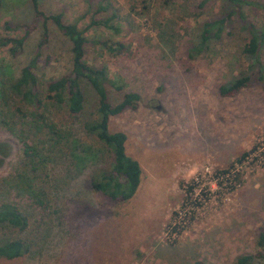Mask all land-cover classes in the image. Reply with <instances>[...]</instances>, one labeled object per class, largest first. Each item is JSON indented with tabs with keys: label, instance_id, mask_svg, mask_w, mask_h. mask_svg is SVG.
<instances>
[{
	"label": "rangeland",
	"instance_id": "rangeland-1",
	"mask_svg": "<svg viewBox=\"0 0 264 264\" xmlns=\"http://www.w3.org/2000/svg\"><path fill=\"white\" fill-rule=\"evenodd\" d=\"M97 1L37 0V5L45 15L61 14L66 23L83 29L92 17L87 3ZM246 1L251 6L244 19L258 30L264 24V0ZM101 3L108 7L103 18L117 15L109 22L117 34L103 27L88 29L91 42L84 59L104 66L121 87L120 92L106 88L112 104L123 93L139 97L136 110L109 119L108 130L125 134V153L138 163L140 183L128 202L117 203L88 187L95 167L78 174L70 159L58 158L33 171L20 145L16 150L5 141L0 203L14 204L27 216V228L14 236L26 241L29 250L0 264H232L242 254L264 264L257 257L264 249L255 245L264 227V95L253 75L257 66L240 52L246 30L231 15L220 35L199 47L203 23L218 19L223 0H174L168 6L159 0ZM22 24L32 30L20 53L11 57L0 47V66L7 72L2 79L17 78L36 53L34 72L41 83L66 74V39L50 23L42 37L41 20L33 22L29 0H1L0 38L21 37L23 31L14 26ZM105 41L122 44L124 52L109 55L99 44ZM258 57L264 67V49ZM242 72L251 75L249 86L220 96L218 88ZM95 101L87 87L80 119H89ZM60 114L50 110L52 118ZM74 133L91 144L78 127ZM9 137L0 128V140ZM243 153L244 160L234 163ZM105 166L103 160L97 165ZM225 170L226 175L217 174Z\"/></svg>",
	"mask_w": 264,
	"mask_h": 264
},
{
	"label": "trees",
	"instance_id": "trees-1",
	"mask_svg": "<svg viewBox=\"0 0 264 264\" xmlns=\"http://www.w3.org/2000/svg\"><path fill=\"white\" fill-rule=\"evenodd\" d=\"M101 1L105 3V0L87 3L92 17L87 26L78 29L74 23H66L61 14L45 15L38 9L37 0H29L33 22L41 20L42 37H46L47 23H50L66 39L69 46L70 68L66 74L41 83L34 72L38 53L20 69L15 79L12 77L2 79L7 72L0 66V128L10 135L8 139L0 140V156L7 153L8 143L5 141H9L16 150L17 145H20L21 156L26 159L27 165L29 164L33 171L38 165L47 167L49 164H55L58 158L70 159L78 174L91 165L95 168L87 178L90 190L111 201L126 203L140 183L141 169L138 163L125 153V134L120 131L110 132L108 124L111 117L126 110H136L139 97L136 93H123L120 100L112 104L108 100L106 88L110 86L120 92L121 87L116 86L108 78L104 66L89 65L84 59L85 45L91 42L85 36L88 29L103 27L112 29L117 34V29L109 25V22L117 19V15L112 12L103 18L108 12V7ZM159 1L168 6L174 0ZM223 2L227 8L224 5L218 19L203 23L198 46H204L211 35L218 37L230 16L236 17L241 23L242 30H246L247 33L240 49L241 55L251 62L250 66H257L253 75H256L255 80L260 83L264 95V67L258 60L259 51L264 49V24L256 30L244 19L245 11L251 6L249 1L223 0ZM203 4L201 1L198 7H202ZM4 29L10 30L6 23ZM14 29L22 30V36L0 38V47H6L11 57H16L20 53L26 36L32 30L25 24L16 25ZM99 44L111 56L124 52V46L120 43L112 44L105 41ZM41 45L42 42H39L36 47L39 48ZM251 79V75L242 72L230 82L221 85L218 93L222 97L233 96L247 88ZM87 87L94 93L96 101L89 119L82 120L80 118L84 112ZM52 108L61 111L60 116L52 118L50 115ZM77 127L88 137L91 144H85L76 138L74 130ZM246 156L247 153L241 154L234 163L240 164ZM102 160L106 165L103 169L97 167ZM217 174L224 176L227 172L219 171ZM192 190L193 186H188L186 195ZM27 226V216L17 206L6 202L0 203V259L13 260L28 253L29 246L26 241L14 236L24 232ZM255 245L264 249V227L258 229ZM257 257L264 262V255L258 254ZM254 258L256 257L242 254L237 256L232 264H254ZM186 264L204 263L192 261Z\"/></svg>",
	"mask_w": 264,
	"mask_h": 264
},
{
	"label": "built area",
	"instance_id": "built-area-1",
	"mask_svg": "<svg viewBox=\"0 0 264 264\" xmlns=\"http://www.w3.org/2000/svg\"><path fill=\"white\" fill-rule=\"evenodd\" d=\"M222 176H223V175H222ZM190 185H192V186H193L194 184L192 183V184H190ZM190 185H188V186H190ZM188 186H187V187H188ZM193 187H194V186H193Z\"/></svg>",
	"mask_w": 264,
	"mask_h": 264
}]
</instances>
